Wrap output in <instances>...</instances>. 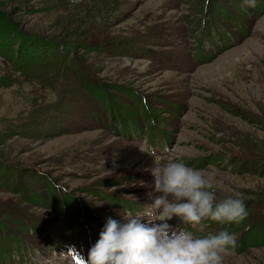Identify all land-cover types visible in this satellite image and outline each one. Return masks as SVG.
Here are the masks:
<instances>
[{
  "label": "rangeland",
  "instance_id": "374dc122",
  "mask_svg": "<svg viewBox=\"0 0 264 264\" xmlns=\"http://www.w3.org/2000/svg\"><path fill=\"white\" fill-rule=\"evenodd\" d=\"M151 153L202 171L214 205L241 198L246 219L191 232L264 264V0H0V264L87 259L163 195Z\"/></svg>",
  "mask_w": 264,
  "mask_h": 264
},
{
  "label": "clouds",
  "instance_id": "9594fccd",
  "mask_svg": "<svg viewBox=\"0 0 264 264\" xmlns=\"http://www.w3.org/2000/svg\"><path fill=\"white\" fill-rule=\"evenodd\" d=\"M245 3L255 6V0ZM151 154L155 192L163 195L155 197L146 212L122 214L127 223L109 217L87 259L74 247L69 248L66 254L74 264H222L223 255L236 247V235L227 230L196 237L184 228L173 229L167 221L175 216L184 225H198L206 218L238 223L248 215L244 201L230 196L214 205L215 194L208 190L212 185L202 171L171 153ZM148 195L151 198L152 193ZM144 217L148 224L141 222Z\"/></svg>",
  "mask_w": 264,
  "mask_h": 264
},
{
  "label": "trees",
  "instance_id": "16d2710c",
  "mask_svg": "<svg viewBox=\"0 0 264 264\" xmlns=\"http://www.w3.org/2000/svg\"><path fill=\"white\" fill-rule=\"evenodd\" d=\"M22 55L20 54V52L16 51L15 58L17 60L22 59L21 61H23V63H24V65H25L26 68H29V66L32 67L33 66L32 63L37 59L36 56H34L33 54H29V53L27 55H24V57ZM74 203H76V202L74 201ZM10 241H11V239L10 238H7L5 240V243L6 242L9 243ZM13 242H15V240H13ZM18 247H19V245L15 242L13 248H11L10 250H17ZM7 248H9V247L7 246Z\"/></svg>",
  "mask_w": 264,
  "mask_h": 264
}]
</instances>
